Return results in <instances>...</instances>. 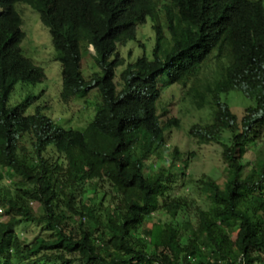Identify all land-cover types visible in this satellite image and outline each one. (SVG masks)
Segmentation results:
<instances>
[{
    "label": "trees",
    "instance_id": "obj_1",
    "mask_svg": "<svg viewBox=\"0 0 264 264\" xmlns=\"http://www.w3.org/2000/svg\"><path fill=\"white\" fill-rule=\"evenodd\" d=\"M18 4L50 31L60 102L97 90L84 129L59 125L46 107L27 114L33 97L9 106L18 83L46 80L24 54ZM148 21L151 57L126 64L120 45ZM89 46L100 70L90 80ZM163 83L210 112L189 132L222 149L224 183L191 181L206 208L186 194L194 153L166 157L180 120L159 110ZM232 92L246 101L241 119L222 102ZM22 223L42 230L27 241L14 229ZM0 264H264L263 0H0Z\"/></svg>",
    "mask_w": 264,
    "mask_h": 264
},
{
    "label": "rangeland",
    "instance_id": "obj_2",
    "mask_svg": "<svg viewBox=\"0 0 264 264\" xmlns=\"http://www.w3.org/2000/svg\"><path fill=\"white\" fill-rule=\"evenodd\" d=\"M17 9L19 12L21 11L23 31L26 34L22 44L24 54L35 65L44 69L46 80L43 84H38L37 86H26L18 83L10 97L9 106L14 107L21 104L28 97H33L32 106L27 109V114L35 113L38 106L46 107V109L48 108L46 114L59 125L75 130L84 129L97 112V104L99 102L97 90L92 91L88 98L72 101L68 105H63L60 102L62 90L61 64L56 60V52L52 44L50 31L42 24L38 12L28 5L18 4ZM154 44L155 34L152 30L151 22L148 21L146 25L139 27L136 41L128 43L127 46L120 45L119 53L126 60V64L133 63L144 53L151 57ZM88 50V53L83 52V74L90 80L92 75L99 73L100 70L92 56L95 55L94 48L89 46ZM122 70V68L117 70V83L120 81L119 76ZM165 85L169 88L163 91L159 110L166 108L168 111L167 116L164 118L165 120L172 117H177L180 120L179 127L174 128L169 136L168 146L171 149V153H166V157L168 158L172 154L174 148H179L184 154L194 153V156L189 157V173L192 174V179L190 181L189 178L187 179V183L193 189L190 191L186 188V194H190L189 196L195 198L199 206L206 208L205 202L201 199L200 191L197 190V185L191 181L194 182L203 176H209L222 184L224 183L225 167L221 159L222 149L217 144H199L194 137L189 135V132L195 124L205 125L210 122V112L208 109L195 108L190 99L185 96L182 88L176 85L170 86L167 83ZM164 86L161 85L162 88ZM184 97L186 100H184ZM222 102H227L239 119L242 118L246 108V101H244L241 94L232 92L227 96H222ZM223 139L228 140L229 135L225 133ZM254 152V149L249 151L245 161H253L255 159ZM155 163V161L150 162V166ZM6 183L11 182L7 180ZM181 193L185 194L184 191H181ZM34 208H38L37 203L34 204ZM2 219L4 221L7 220L6 217ZM14 229L23 239L32 241L40 234L42 227L31 223H22L14 227Z\"/></svg>",
    "mask_w": 264,
    "mask_h": 264
},
{
    "label": "built area",
    "instance_id": "obj_3",
    "mask_svg": "<svg viewBox=\"0 0 264 264\" xmlns=\"http://www.w3.org/2000/svg\"><path fill=\"white\" fill-rule=\"evenodd\" d=\"M1 212H2V210H1Z\"/></svg>",
    "mask_w": 264,
    "mask_h": 264
}]
</instances>
